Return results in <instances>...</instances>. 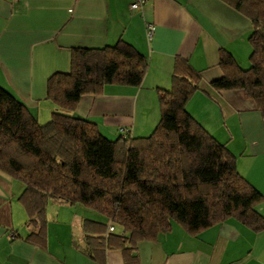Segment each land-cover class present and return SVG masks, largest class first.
Here are the masks:
<instances>
[{
  "label": "trees",
  "instance_id": "obj_1",
  "mask_svg": "<svg viewBox=\"0 0 264 264\" xmlns=\"http://www.w3.org/2000/svg\"><path fill=\"white\" fill-rule=\"evenodd\" d=\"M251 24L249 65L219 50L217 91L237 89L264 118V0H222ZM147 57L124 39L103 47L69 48L67 71L52 73L46 98L56 104L40 123L24 102L0 85V172L23 185L18 201L30 232L45 246L49 201L81 205L105 218L84 219L76 246L94 261L119 250L124 264H140L139 243L154 241L173 222L187 233L232 218L254 232L264 229L256 205L264 196L237 170L236 156L186 109L201 76L174 58L171 86L158 88L160 117L146 136L110 139L73 111L83 95L109 84L138 86ZM112 227V230L109 228Z\"/></svg>",
  "mask_w": 264,
  "mask_h": 264
},
{
  "label": "crops",
  "instance_id": "obj_2",
  "mask_svg": "<svg viewBox=\"0 0 264 264\" xmlns=\"http://www.w3.org/2000/svg\"><path fill=\"white\" fill-rule=\"evenodd\" d=\"M130 2L0 0V85L44 123L57 108L46 98L47 79L68 70L69 48L124 39L147 57L140 85H106L99 94L83 95L73 113L95 122L110 139L125 136L121 128L146 136L160 117L157 89L170 88L174 58L181 56L201 76L186 109L226 143L238 172L264 196V118L243 91L210 86L222 75L221 48L241 67L249 65L250 21L222 0H146L140 9ZM147 22L154 25L151 38ZM22 189L0 172V264H124L119 250H106L99 262L76 246L83 241L84 219L105 220L81 205L49 201L45 246L26 241ZM256 209L264 216V200ZM137 254L140 264H264V229L254 232L227 218L191 235L173 223L156 240L139 243Z\"/></svg>",
  "mask_w": 264,
  "mask_h": 264
},
{
  "label": "built area",
  "instance_id": "obj_3",
  "mask_svg": "<svg viewBox=\"0 0 264 264\" xmlns=\"http://www.w3.org/2000/svg\"><path fill=\"white\" fill-rule=\"evenodd\" d=\"M146 0H131L129 6L131 9H140ZM146 33L148 38H151L153 30H154V25L152 23L147 22L146 23ZM120 131L122 133L126 134V129L125 128H121ZM110 230H112V227L109 228ZM12 238V235H10V239Z\"/></svg>",
  "mask_w": 264,
  "mask_h": 264
},
{
  "label": "rangeland",
  "instance_id": "obj_4",
  "mask_svg": "<svg viewBox=\"0 0 264 264\" xmlns=\"http://www.w3.org/2000/svg\"><path fill=\"white\" fill-rule=\"evenodd\" d=\"M82 208H84V207L82 206ZM173 223H175V222H173Z\"/></svg>",
  "mask_w": 264,
  "mask_h": 264
}]
</instances>
